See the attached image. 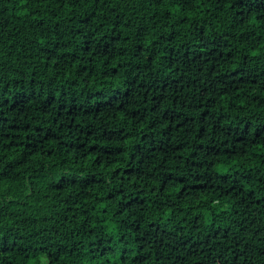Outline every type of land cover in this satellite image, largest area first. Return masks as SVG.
<instances>
[{"label":"trees","instance_id":"trees-1","mask_svg":"<svg viewBox=\"0 0 264 264\" xmlns=\"http://www.w3.org/2000/svg\"><path fill=\"white\" fill-rule=\"evenodd\" d=\"M0 264H264V0H0Z\"/></svg>","mask_w":264,"mask_h":264}]
</instances>
